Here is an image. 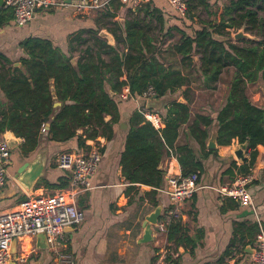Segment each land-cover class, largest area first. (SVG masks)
Segmentation results:
<instances>
[{"label":"trees","instance_id":"16d2710c","mask_svg":"<svg viewBox=\"0 0 264 264\" xmlns=\"http://www.w3.org/2000/svg\"><path fill=\"white\" fill-rule=\"evenodd\" d=\"M218 1L186 0L187 16H173L180 26L166 28L164 13L153 7L151 0L136 11L133 20L125 22L120 36L113 30L116 47L98 37L91 41L77 37L72 44L87 47L80 50L76 64L73 55L64 54L52 42L26 39L21 43L25 55L20 66H0V135L11 132L22 139L24 155L38 148L48 123L51 141L78 138L81 130L85 132L81 141L84 145L86 140L111 139L119 115L117 95L127 87L131 97H141L152 87L157 99L170 100L158 112L164 123L162 129H155L138 112L131 116L121 157L122 174L130 190L137 184L146 185L155 189L149 195H155L166 183L161 164L173 154L183 176L196 172L202 176L205 161L218 155L217 149L207 148L215 127L218 146L238 141L247 144L250 152L249 162L237 175L235 163L225 172L231 183L250 173L261 158L258 148L264 147V107L255 105L247 94L248 86L264 84V0H224L222 6ZM123 6L113 0L103 10L104 17L116 18ZM200 6L208 20L199 17ZM9 10L1 9L0 26L11 20ZM240 29L252 39L235 41L233 35ZM167 38L175 41L165 46ZM103 54L109 58L107 61ZM169 54L175 59L168 58ZM177 63L180 69L174 68ZM224 79L226 101L216 116H193L191 87L198 83L200 90L215 91ZM180 96L184 103L179 101ZM56 102L61 106L56 108ZM182 134L186 140L179 144ZM69 182L68 178L61 179L50 187L65 190ZM153 205L157 207L158 202ZM167 230L170 241L183 234L180 240L192 243L180 222L170 223ZM254 230L257 227L248 229Z\"/></svg>","mask_w":264,"mask_h":264},{"label":"crops","instance_id":"0c3cea01","mask_svg":"<svg viewBox=\"0 0 264 264\" xmlns=\"http://www.w3.org/2000/svg\"><path fill=\"white\" fill-rule=\"evenodd\" d=\"M152 2L153 7L164 13L166 28L180 26L175 19L176 11L165 0ZM224 2L219 0L218 5L222 6ZM139 8L130 4L124 5L113 19L104 17L103 10L90 14H79L72 8L40 10L35 19L23 28L16 26L14 12L10 9L7 15H11V20L0 26V66L7 63L8 67H19L20 59L25 55L21 43L28 38L50 41L64 54L73 55L77 60V52L83 47L77 43L72 44L77 37H82L85 41L98 37L109 46L116 47L117 42L111 44L101 36V32L113 34L116 29L120 36L125 22L133 20ZM1 9L7 8H0V11ZM197 9L199 17L203 20L209 19L202 6ZM154 25L157 23L154 22ZM174 41L175 38H167L165 46ZM72 48L77 50L73 51ZM170 56L172 55L169 54L168 58ZM102 57L106 61L109 59L105 54ZM195 60L198 62L197 58ZM174 68L180 69V65L177 63ZM122 80H126V77ZM260 85L264 86L263 83L248 86L247 94L255 105L264 107V89L262 92L253 90ZM219 86L220 84L218 90ZM191 90L198 94L193 86ZM124 93L126 89L116 97L119 101V115L111 139L86 140L84 145L81 141L85 139V132L81 130L78 132V136L82 137L80 140L78 137L66 142L51 141L47 132L50 128L48 123L34 152L24 155V141L17 140L18 143L11 153L8 182L0 191V212L17 210L29 196L51 195L59 191L50 186L57 185L61 179H70V174L57 168L58 155L63 152L87 153L100 145L104 157L99 171L91 181L93 188L77 196V205L84 212L85 221L65 232V248L75 264H251L257 238L264 230V147L258 148L261 158L252 169L255 179L250 191L254 198V207L242 206L236 199L223 197L217 191L221 186L232 182L225 172L235 163L237 166L234 173L237 175L240 167L249 162L250 152L247 149L246 160L241 163L235 155L238 141H234L231 146H218L217 157H210L205 161V172L200 176L201 190L183 205L181 216L169 222H180L186 230V237L192 243L180 240L183 234L175 241H170L167 230L169 224L165 232H160L157 225H149L152 239L143 242L147 218L160 207V221L168 216L171 209V200L167 193L168 179L183 174L178 159L173 154L161 164L166 173V183L156 190L155 195H149L155 189L146 185L137 184L135 189H129L130 185L122 174L121 157L131 129V116L135 112L141 114L144 108L149 109L148 106L149 110L159 112L169 103L170 98L154 100L155 104H159L156 107L152 105V101L145 99L130 98L128 101H121L120 96ZM0 96L3 97L1 91ZM180 99L184 98L180 96L179 101ZM194 100L192 98L193 116L197 113L216 116L225 104L226 96L220 104L215 103L214 108L209 102L199 110L195 109L197 103ZM4 138L12 139L14 135L9 132L0 135V141ZM185 140L186 137L182 134L178 143L183 144ZM155 201L158 202L157 207L153 205ZM252 227H257V230L249 232L248 229ZM53 259V253L46 246L44 237L36 236L18 242L17 259L12 257L11 264H53Z\"/></svg>","mask_w":264,"mask_h":264},{"label":"built area","instance_id":"2783aa9c","mask_svg":"<svg viewBox=\"0 0 264 264\" xmlns=\"http://www.w3.org/2000/svg\"><path fill=\"white\" fill-rule=\"evenodd\" d=\"M4 0V7L14 12L15 24L19 28L32 22L38 11L72 8L79 14H90L102 11L109 7L113 0ZM123 5L141 7L151 0H118ZM182 17L188 13L186 0H166ZM120 96L121 101H128L131 97L129 89ZM156 93L150 87L141 97L133 99H154ZM147 122L159 130L164 123L157 111L144 108L141 110ZM45 131V130H43ZM102 147L96 145L87 153L63 152L56 158L57 168L70 174V186L65 190L56 191L51 195L29 196L28 199L13 211L0 212V264H11V247L14 241L36 237L45 234L47 244L53 253V264H75L66 250L65 232L69 227L80 226L85 221V214L77 205V196L93 188L92 179L99 171L103 153ZM12 149L4 140L0 141V191L8 182V167L11 162ZM253 170L240 175L228 185L217 189L223 197L236 199L240 205L254 207V198L250 188L254 182ZM167 191L171 200V209L164 219H161L157 228L165 232L171 219L181 216L183 205L201 190L199 172L188 176H172L168 179ZM251 264H264V234L257 238L256 247L251 256Z\"/></svg>","mask_w":264,"mask_h":264},{"label":"water","instance_id":"95a60500","mask_svg":"<svg viewBox=\"0 0 264 264\" xmlns=\"http://www.w3.org/2000/svg\"><path fill=\"white\" fill-rule=\"evenodd\" d=\"M67 2L70 3L71 1L68 0ZM3 7H4V0H0V8H3ZM101 36H102L104 39H107L111 44H114V42H115V38L113 37L112 34L108 33L107 31H102V32H101ZM233 38H234L235 41L244 40V39H252V37H251L249 34H247V33L244 31V29H240L237 33H235V34L233 35ZM72 62H73L74 64H76L77 59H73ZM16 66H19V64H17ZM51 90H52V93H53V95H54V99L57 101V97H56V95H55V87L53 86ZM113 94H114V93H112V95H113ZM154 100H157V97H155L154 99H150V101H152V105H154V106H156V107L159 106V104H155L156 101H154ZM180 102L184 103L185 100H184V99H180ZM59 106H60V103H59V102H56V103H55V107H59ZM148 108L150 109L149 106H148ZM109 118H110V117H108L107 120H109ZM9 133H11V132H9ZM12 134H13V133H12ZM13 135H14V134H13ZM4 139H5V141L7 142L8 146H9L12 150H13L14 147L17 145V143H18L17 140H20V138L16 137L15 135H14V138H12V139H7V138H4ZM217 147H218V144H217V129L214 128V129L212 130V132H211V138H210L209 141H208L207 148H208L209 150H214V149H217ZM247 149H248L247 144H239V145L237 146L236 150H235V155H236L237 159H238L241 163H243V162L246 160V153H245V152L247 151ZM160 169L164 171V169H163L162 167H160ZM160 216H161V208L159 207V208L156 209V211H155L153 214H151V215L147 218L146 223H145V228H146V230H145V236H144V238H143V240H142L143 242H147V241H150V240L152 239V237H151L152 229H151V227H148V226H149V225H157ZM69 228H72V227H69ZM69 228H67L66 231H67ZM40 236L44 237V240H45L46 246L48 247L47 239H46V235H45V234H40V235H38V237H40ZM17 244H18V242H17V241H14V242L12 243V247H11V253H12L14 259H17ZM250 252H252V251L250 250Z\"/></svg>","mask_w":264,"mask_h":264},{"label":"rangeland","instance_id":"374dc122","mask_svg":"<svg viewBox=\"0 0 264 264\" xmlns=\"http://www.w3.org/2000/svg\"><path fill=\"white\" fill-rule=\"evenodd\" d=\"M166 2L170 6L168 1H166ZM203 15H204V18H205L206 15L204 13H203ZM81 49L84 50L85 46L83 45V47ZM77 54H78V56H80V49L77 52ZM198 85H199L198 83L193 85L194 89L197 90L198 94H195V91L191 92L192 93V98H195L194 101H196V103H197V105L194 106V107H196L195 108L196 110L201 109L202 106H204L205 104H207L209 102H210L212 107L214 106L215 103L220 104L221 100H223L224 97L227 95V86H226V83H225V79H224L223 83L220 84L219 90L217 89L218 91H216V92H200L197 89ZM263 89H264L263 85H260V86H257V87L253 88V90H256V91L261 90V92L263 91ZM250 96H252V95H250ZM176 97H177V94L171 96V98H176Z\"/></svg>","mask_w":264,"mask_h":264}]
</instances>
